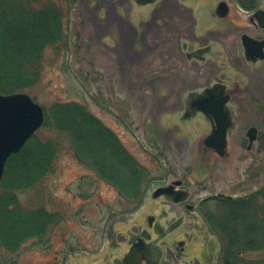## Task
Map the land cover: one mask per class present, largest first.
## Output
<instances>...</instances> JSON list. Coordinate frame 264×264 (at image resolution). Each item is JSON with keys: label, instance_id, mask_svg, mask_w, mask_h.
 <instances>
[{"label": "flooded vegetation", "instance_id": "obj_1", "mask_svg": "<svg viewBox=\"0 0 264 264\" xmlns=\"http://www.w3.org/2000/svg\"><path fill=\"white\" fill-rule=\"evenodd\" d=\"M68 3L71 9L75 6L81 43L93 68L100 67L103 82L135 91L145 86L152 92V114L174 116L165 123L173 126L165 141L170 147L212 149L206 139L214 133L216 117L205 106L223 98L227 148L233 143L228 141L231 134L237 138L234 143L247 149L264 139V22L256 11L242 19L243 12L234 7L235 20H229L233 13L227 0ZM70 35L71 29V46ZM160 187H172L173 194H156ZM150 188L130 214H141L133 219L134 227L127 226L121 243L114 241L109 254L105 235L100 254L89 264H218L213 258L214 235L199 226L202 216L188 185L175 179ZM184 191L189 197L180 202ZM200 246L203 249H197ZM71 258L67 254L65 264H71Z\"/></svg>", "mask_w": 264, "mask_h": 264}, {"label": "rangeland", "instance_id": "obj_2", "mask_svg": "<svg viewBox=\"0 0 264 264\" xmlns=\"http://www.w3.org/2000/svg\"><path fill=\"white\" fill-rule=\"evenodd\" d=\"M227 1L233 13L229 20H235L234 7L243 12L242 19L258 9H264V1L253 10L241 8L236 0ZM74 8V4L72 9L66 6L68 14L63 20L68 41L71 29V46L68 42L67 49L61 50L64 52L60 54L46 51L41 78L27 92L44 108V112L51 113L55 104L83 106L118 135L128 151L147 169L148 174L142 180L146 192L150 186V189H155L158 183L182 179L193 191L194 204L198 206L207 197H242L264 186V139L247 149L234 143L237 138L231 134L228 141L233 143H228L224 158L204 145L192 149L179 145L170 147L165 141L169 140L173 126L165 123L166 120L173 121L174 116L164 114L161 118L152 114L153 96L145 86L135 91L129 86L106 85L103 82L100 67L93 68L92 58H88L81 43ZM182 75L185 80L186 74L181 73L180 79ZM132 93H137L135 98ZM171 102L166 104L170 106ZM234 114L240 116L238 111ZM43 127L39 129L43 134H51ZM64 141L55 168L40 187L41 190L17 194L22 206L33 210L44 209L46 213L55 215L53 220L47 223L46 231L44 229L25 241L19 251L11 253L1 249L0 264H65L69 253L71 264H89L92 256L100 254L105 235V251L108 254L109 250L112 251L110 244L115 234L111 225L116 222L114 218L134 213L120 212V202L125 201L126 195L121 197L90 160L81 162L75 147L67 139ZM151 179L154 181L150 184ZM203 221L200 217L199 226L207 232L209 228ZM211 238L214 239L213 258L217 261L221 243L216 236ZM197 249L195 252H201Z\"/></svg>", "mask_w": 264, "mask_h": 264}, {"label": "trees", "instance_id": "obj_3", "mask_svg": "<svg viewBox=\"0 0 264 264\" xmlns=\"http://www.w3.org/2000/svg\"><path fill=\"white\" fill-rule=\"evenodd\" d=\"M68 1L0 0V93H27L41 78L46 51L67 49L63 20ZM263 1L236 0L247 10ZM43 126L51 134L39 130L11 155L0 182V250L6 252L19 251L53 220L55 215L44 209L22 206L17 194L41 190L66 139L81 162L90 160L121 197L126 195L121 213L135 212L146 195L142 180L147 169L83 106L55 104L51 113L45 112ZM199 212L221 243L218 264H264V186L242 197H208Z\"/></svg>", "mask_w": 264, "mask_h": 264}, {"label": "water", "instance_id": "obj_4", "mask_svg": "<svg viewBox=\"0 0 264 264\" xmlns=\"http://www.w3.org/2000/svg\"><path fill=\"white\" fill-rule=\"evenodd\" d=\"M256 16L260 22H264L263 9L258 10ZM262 26L264 27V25ZM206 104L205 107L211 112H214L216 117L214 133L206 139V145L214 148L220 157H226L227 122L225 121L224 107L227 104V98L208 101ZM43 124L44 109L28 94L0 93V182L9 157L19 153L27 141L43 126ZM170 192L172 193V187H161L156 190V194ZM182 192L183 191L179 193ZM187 198L188 193L184 191L183 197L180 198L179 201H185ZM137 264L140 263L138 262Z\"/></svg>", "mask_w": 264, "mask_h": 264}, {"label": "crops", "instance_id": "obj_5", "mask_svg": "<svg viewBox=\"0 0 264 264\" xmlns=\"http://www.w3.org/2000/svg\"><path fill=\"white\" fill-rule=\"evenodd\" d=\"M140 219L141 218V214H139L138 216L135 215H129L128 217H118L116 222L113 223L111 226L112 232L114 231L115 237L114 239H112V245L113 246V242L115 241L116 243H121V235L125 232L126 228L128 225H133V219ZM109 232V230H107ZM111 237V235H110ZM105 249V248H104ZM106 252V251H105ZM109 252H111L109 250Z\"/></svg>", "mask_w": 264, "mask_h": 264}]
</instances>
